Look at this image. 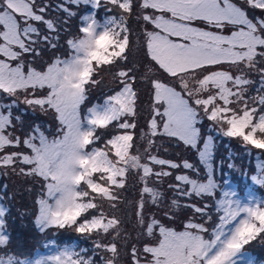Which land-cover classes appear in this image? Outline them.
Listing matches in <instances>:
<instances>
[{
	"label": "snow or ice",
	"instance_id": "1",
	"mask_svg": "<svg viewBox=\"0 0 264 264\" xmlns=\"http://www.w3.org/2000/svg\"><path fill=\"white\" fill-rule=\"evenodd\" d=\"M0 177V264H258L264 0H0Z\"/></svg>",
	"mask_w": 264,
	"mask_h": 264
},
{
	"label": "rangeland",
	"instance_id": "2",
	"mask_svg": "<svg viewBox=\"0 0 264 264\" xmlns=\"http://www.w3.org/2000/svg\"><path fill=\"white\" fill-rule=\"evenodd\" d=\"M47 119L44 117H41V120ZM231 144L232 149L235 152V164H236V169L232 170V173L235 177L240 178L241 181L243 182V177H242V170H248L250 167H255V159L250 158L246 156L243 152L242 149L236 144L235 141H224V144ZM224 144L219 145L218 147V152L220 153L221 150L224 147ZM163 151V150H162ZM217 153V155H219ZM181 154L183 157L188 158L190 157V154L187 152H182L180 149L176 148H170L168 153L166 154L167 156L171 158H177L179 159ZM7 184L8 185V193L10 195H14L15 199L9 201L5 200L4 204L7 207L11 208V215L8 218V227H9V232L11 233L13 237V242L14 244L24 248L28 244H34V246H40L43 245L42 239L44 238L45 234H40L38 231L35 230L34 226L32 225V217L31 215H26V216H21V213L24 212H30L31 208V196L27 194L26 192L23 191L27 187V185L22 184L17 178L11 177V178H5V177H0V185ZM180 213L178 212V215ZM177 224H180L179 219L177 218ZM46 234H50V239H53V234L52 232H48ZM71 238L72 240H75V234L72 233H61L58 237H55L57 240H63L67 241ZM33 246V247H34ZM83 246V245H82ZM258 243H254L250 248L249 251L251 252V249L258 252L256 248H259ZM252 253V252H251ZM253 257H257L253 254ZM264 258V256H263ZM258 264H264V260H261Z\"/></svg>",
	"mask_w": 264,
	"mask_h": 264
},
{
	"label": "trees",
	"instance_id": "3",
	"mask_svg": "<svg viewBox=\"0 0 264 264\" xmlns=\"http://www.w3.org/2000/svg\"><path fill=\"white\" fill-rule=\"evenodd\" d=\"M219 153V152H218ZM229 154V152L225 149V148H223L222 150H221V152L219 153V155H217V158L219 159V157L220 156H227ZM231 154L235 157V152H234V150L232 149V147H231ZM252 159V158H251ZM227 163V162H226ZM226 171H227V168L225 169ZM178 219H179V221H180V223L182 222V220H183V215H178ZM51 235L50 234H45L44 235V238H47L46 240H48L49 239V237H50ZM43 238V239H44ZM61 241H63V240H61ZM34 244H28L27 246H25L24 247V249L25 250H28V251H33V249H34ZM256 249H258L257 251L258 252H260V254L259 253H257L256 251H254L253 249H251V252H252V254H254L255 256H257V257H254V258H256L257 260H259V262L261 261V260H264V258H263V256H264V248H261L260 246H259V248H256Z\"/></svg>",
	"mask_w": 264,
	"mask_h": 264
}]
</instances>
